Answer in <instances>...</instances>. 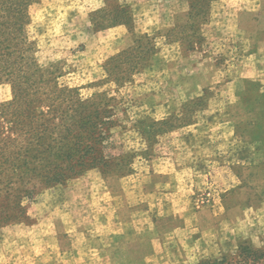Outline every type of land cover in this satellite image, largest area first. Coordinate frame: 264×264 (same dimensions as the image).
<instances>
[{
    "label": "rangeland",
    "instance_id": "obj_1",
    "mask_svg": "<svg viewBox=\"0 0 264 264\" xmlns=\"http://www.w3.org/2000/svg\"><path fill=\"white\" fill-rule=\"evenodd\" d=\"M93 1L33 0L28 34L62 88L110 101L96 149L113 167L24 198L27 220L0 227V264H264V32L250 48L233 25L204 26L199 53L106 59Z\"/></svg>",
    "mask_w": 264,
    "mask_h": 264
},
{
    "label": "trees",
    "instance_id": "obj_2",
    "mask_svg": "<svg viewBox=\"0 0 264 264\" xmlns=\"http://www.w3.org/2000/svg\"><path fill=\"white\" fill-rule=\"evenodd\" d=\"M110 2L111 10L97 13L109 25L119 23L120 7ZM32 4L33 0H0V84L9 85L12 92V100L0 105V227L27 220L24 198L87 170L113 167L96 149L111 128L110 101L84 99L80 89L62 88L56 66L39 65L37 45L28 34ZM95 26L94 19L93 28L104 29ZM145 49L155 56L150 36L138 38L135 46L114 57L131 51L141 55ZM129 60L125 56V64Z\"/></svg>",
    "mask_w": 264,
    "mask_h": 264
},
{
    "label": "crops",
    "instance_id": "obj_3",
    "mask_svg": "<svg viewBox=\"0 0 264 264\" xmlns=\"http://www.w3.org/2000/svg\"><path fill=\"white\" fill-rule=\"evenodd\" d=\"M94 1L95 9L89 13V23L94 34L104 32L110 38L105 51L108 53L106 59L132 48L136 40L144 36H157L154 60L160 63L165 51L177 55L201 52L207 43L204 26L212 31V28L230 29L233 25V34L237 32L247 38L251 42L250 48L257 42L259 34L264 32V0H115L120 5L119 23L111 22V25L98 31L93 28V15L109 11L112 7L108 0ZM77 27L75 30H80ZM91 35L89 33V37ZM143 222L147 221L140 219L138 224ZM219 222L222 223V217ZM214 226L209 224V235Z\"/></svg>",
    "mask_w": 264,
    "mask_h": 264
}]
</instances>
